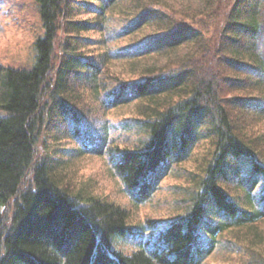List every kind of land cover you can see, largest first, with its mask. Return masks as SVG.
I'll return each mask as SVG.
<instances>
[{
	"label": "trees",
	"instance_id": "obj_1",
	"mask_svg": "<svg viewBox=\"0 0 264 264\" xmlns=\"http://www.w3.org/2000/svg\"><path fill=\"white\" fill-rule=\"evenodd\" d=\"M34 4L31 61H0V264H202L220 238L264 264V0ZM130 105L125 145L106 114ZM43 133L107 157L133 206L208 147L181 213L131 223L38 151Z\"/></svg>",
	"mask_w": 264,
	"mask_h": 264
},
{
	"label": "rangeland",
	"instance_id": "obj_2",
	"mask_svg": "<svg viewBox=\"0 0 264 264\" xmlns=\"http://www.w3.org/2000/svg\"><path fill=\"white\" fill-rule=\"evenodd\" d=\"M41 33V24L35 10L34 0H0V61L15 65L30 62L31 43ZM93 36H96L94 34ZM133 105L111 109L106 114L110 127L109 134L120 144L129 145L133 136L120 129L121 121L131 115ZM68 139L52 141L49 136L41 135L37 149L52 155H62L71 161L73 181L76 187L85 186L95 195L107 197L129 209V221L139 223L147 218L168 219L181 213L179 210L181 193L190 186L188 174L197 170L198 156L207 150L205 140L187 161L175 166L160 182L158 190L146 202L133 206L119 179L116 177L107 157L104 155H84L71 157L65 150L72 148ZM242 257L239 252L226 248L220 238L216 249L202 264H239Z\"/></svg>",
	"mask_w": 264,
	"mask_h": 264
}]
</instances>
